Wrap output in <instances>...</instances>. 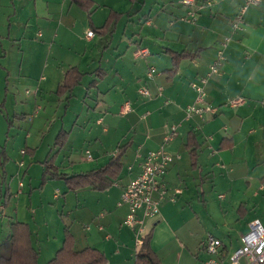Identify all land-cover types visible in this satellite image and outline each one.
<instances>
[{"label":"crops","instance_id":"crops-1","mask_svg":"<svg viewBox=\"0 0 264 264\" xmlns=\"http://www.w3.org/2000/svg\"><path fill=\"white\" fill-rule=\"evenodd\" d=\"M42 1L47 6L55 7L60 0ZM90 1L94 3V7L87 12L70 0H62L58 5L59 19L64 21V24L60 20L57 24L59 30L67 32L71 39L76 40L75 24L69 23L65 16L74 10L73 6L87 14L89 31L92 27H101L109 16L116 14L109 20L107 32L86 37L89 44L93 42L95 36H111L121 15L110 8L103 24L94 26L91 23V16L97 10L98 4L95 0ZM129 1L134 3L136 0ZM198 1L200 3L210 1V6L197 9L193 20L183 19L188 16L190 8L180 2L179 8H173V22H169V37L166 36L167 40L155 44L157 56L153 57L147 46L138 44V48L132 52L135 61L126 67L122 64L126 53L122 56L119 45H116L114 53L110 55L113 64L107 68H103L99 62L91 72H88L80 70L77 64H69L63 71L53 92L65 101L66 107L73 97L75 100L83 95L87 98L90 89H94L105 100L101 101V108L98 109L100 111L94 109L95 115L99 116L89 131L85 132V129L77 124V114L73 115L74 120L69 129L65 130L64 126H61L63 128L54 138L57 151L53 155L49 153L44 160L48 162H43L41 185L49 180H60L67 189L65 193L84 192L83 210L87 214L86 221L91 223V226L83 225L82 231L80 222L76 223L75 219L70 225L63 224L59 227L53 239L46 235L44 245L35 248L34 233L29 224L17 221L27 224L31 231L32 245L38 251V264H47L55 256L62 246L66 228L73 237L75 251L91 247L106 256V264H133L138 246L135 245V248L132 246L130 233L122 227L128 206L118 204L125 186L139 174L145 155L161 147L173 157L163 177L168 193L159 202L158 215L145 222L146 234L151 232L150 248L159 258L160 264H204L208 255L202 248V242L207 235H212L222 242L218 257L224 264H229L228 258L241 246L240 239L247 233L248 223L253 219H259L264 227V99L251 98L243 90L239 75V66H250L264 59V41L245 39L246 33L253 28L264 36V0L247 8L243 24L248 25V28L242 32H232L230 22L245 0H239L238 3L235 0ZM38 37H41L40 33ZM53 38H58V35L54 33ZM75 44L67 45L75 47ZM141 48L147 49L148 55L135 57V51ZM221 49L224 51L225 59L219 66L218 74L212 75L205 85V104L215 111L213 114H206L204 119L188 118L185 110L196 100V92L190 84L208 72L209 66ZM181 52L197 54L192 60L187 57L180 58L174 75L170 76L167 73L172 68L170 53ZM87 65L88 63L85 67ZM69 68H76L82 76L66 95L59 96L56 91ZM151 69L154 70L149 75ZM85 76H88L89 80L81 87ZM77 89L80 91H76ZM141 90H146L149 96H141L139 93ZM237 97H240L242 102L231 106L229 100ZM124 104L128 105L127 111L122 110ZM75 129L78 132H85L83 147H93L95 152L94 156H91L87 151L89 149H85V153L88 152L91 156V159L86 156L85 160L88 163L96 162L97 166L85 172L65 173L54 164V158L65 147ZM83 133L76 135L84 136ZM190 133L195 135V141L199 144L194 167L187 150V138ZM58 139L63 141L61 146L57 144ZM124 145L127 147L119 159L121 168L116 178L104 190H95L91 187L70 190L63 179L43 174L45 166L54 168L56 173L69 176L99 169L108 163L119 146ZM33 152L34 149H27L22 154L28 153L32 156ZM0 154L3 162L8 160L3 149ZM123 167L125 171L122 174ZM196 186L201 189L204 197L217 204L222 217L220 221L217 220L204 232L196 235L198 242L193 245L185 235L187 229L182 225L184 220L177 223L173 218L177 219V214L181 216L180 219L190 218V215L185 216L184 212L187 206L191 209L192 202L189 204L188 192ZM184 187H188V190L184 191ZM174 188L181 189V194L176 200L181 196L186 203L177 211L179 201L165 204ZM92 193L96 195H89ZM54 197H58L57 193ZM10 198L8 193V200L5 202ZM93 200L97 203L96 207L91 206ZM181 209L182 211H179ZM193 215L196 216V213ZM11 222L16 221H9L7 235L0 245L8 240ZM125 228L132 230L126 226ZM132 231L136 238V232ZM225 235L239 237V240L233 243L230 237L225 242L222 239ZM240 264L245 262L241 261Z\"/></svg>","mask_w":264,"mask_h":264},{"label":"rangeland","instance_id":"rangeland-1","mask_svg":"<svg viewBox=\"0 0 264 264\" xmlns=\"http://www.w3.org/2000/svg\"><path fill=\"white\" fill-rule=\"evenodd\" d=\"M95 1L98 7L91 16L94 26L103 24L110 8L121 15L111 36H95L89 44L86 42L90 30L87 14L75 6L65 16L69 23L75 24L76 40L58 29L59 20L64 24L59 19L58 5L62 0L55 7L47 6L42 0H0V153L3 149L8 158L3 162L0 154V243L7 235L9 221L29 224L34 233L35 248L43 246L47 236L53 239L59 227L70 225L75 219L76 223L80 222L82 231L84 227L91 226L83 210L84 192L65 193L67 189L60 180H49L41 185V173L47 155L57 151L54 138L63 128L61 126L69 129L73 115L77 114V124L85 132L89 131L96 124L99 115L95 113L100 111L101 101L105 99L90 89L87 98L83 95L75 100L73 97L66 107L65 101L54 94L55 86L69 64H77L80 70L88 72L99 62L103 68L112 65L110 55L114 53L116 45H119L122 56L126 53L122 60L126 67L135 61L132 52L138 48V44L147 46L151 55L157 56L155 44L167 40L169 22H173V8L181 5V0H136L134 3L129 0ZM39 33L41 37H38ZM54 33L58 38H53ZM72 43H76L75 47L67 45ZM86 63L88 65L85 67ZM88 80V76H85L81 87ZM94 109L97 110L94 112ZM76 133L83 132L75 129L65 147L54 158V164L65 173L85 172L97 166L96 162L88 163L85 160V149H89L87 151L91 156L95 154L93 147H83L85 134L78 136ZM27 149H34L32 156L22 154ZM124 171L123 167L122 174ZM186 190L188 187H184ZM5 191L11 196L8 202L3 199ZM56 193L58 197H54ZM188 198L189 204L192 202L191 209L187 206L184 215L189 214L190 218L180 219L178 214L177 219L173 218L174 215L172 218L177 223L184 220L182 225L187 229L185 235L194 245L198 242L196 235L220 221L222 216L217 204L204 197L199 187L191 189ZM178 201L177 211L182 204L186 205L183 197L165 204ZM92 205L96 207V201H91ZM146 221L140 239L146 234ZM122 227L130 233L135 248L134 232L125 228L123 221ZM230 237L233 243L239 240V237L233 238L232 235H225L222 239L226 242Z\"/></svg>","mask_w":264,"mask_h":264},{"label":"built area","instance_id":"built-area-1","mask_svg":"<svg viewBox=\"0 0 264 264\" xmlns=\"http://www.w3.org/2000/svg\"><path fill=\"white\" fill-rule=\"evenodd\" d=\"M261 0H245L244 4L239 8L238 12L230 22V29L234 31L236 24H243L244 14L248 7L260 4ZM183 6L190 8L188 16L184 20H193L196 10L203 6H210V1L200 3L198 0H181ZM92 31L87 33L88 37H92ZM148 55V50L145 48L135 51V57H145ZM225 59L224 51L221 49L217 52V57L209 66L208 72L201 76L197 81L190 84L191 88L196 92L195 102L186 108V117H197L204 119L206 114H213L214 109L205 104V85L210 77L218 74L219 66ZM151 69L149 75L153 73ZM140 95L148 97L146 90H141ZM242 102L239 97L229 100L231 106H236ZM124 111L128 110V105L124 104ZM24 151H22L23 153ZM87 158L91 156L87 152ZM172 155L163 147L156 151L148 152L143 158L140 166L139 174L134 177L124 188L120 203L126 204L128 212L123 220V224L136 232L135 245H141L140 234L143 232V223L147 219L156 217L159 213V202L164 199L168 193L166 186L163 183V177L167 172L168 165L172 162ZM21 187L22 184L19 183ZM181 194L180 188H174L167 200L174 202L176 197ZM241 246L237 248L228 258L229 264H240L244 261L245 264H264V227L259 219H253L248 223V231L241 236ZM222 242L212 235H207L202 242V248L208 255V259L204 264H224L219 258Z\"/></svg>","mask_w":264,"mask_h":264},{"label":"trees","instance_id":"trees-1","mask_svg":"<svg viewBox=\"0 0 264 264\" xmlns=\"http://www.w3.org/2000/svg\"><path fill=\"white\" fill-rule=\"evenodd\" d=\"M71 3L77 5L81 9L90 12L94 3L90 0H70ZM134 1V0H131ZM109 16L107 22L101 27H92L93 34H102L109 30ZM197 53L189 54L185 52L170 53L172 56V68L167 71L170 76L174 75V71L177 68V63L180 58L187 57L194 59ZM82 74L76 68H69L56 91L59 96L66 95L68 91L72 89L74 85L78 83ZM169 76V77H170ZM59 146L63 144V141L58 139ZM127 145L119 146L114 153L113 157L108 163L96 170L89 171L87 173H80L75 175H66L62 173H56L54 168L49 166L44 167V175H50L51 178L63 179L70 190H77L83 187H91L95 190H104L112 181L116 178L121 164L119 159L124 153ZM199 144L195 141V135L190 133L187 138V150L189 152L192 166L196 165L197 150ZM48 161L44 162L47 163ZM52 170V171H51ZM4 202L8 200V192L4 194ZM31 231L27 224L22 222H11L9 225V237L8 240L0 245V264H38V251L33 247L31 241ZM151 232L141 237V245L137 247L134 263L133 264H160L159 258L151 250L149 241ZM106 256L95 248H85L81 251H75L73 248V237L66 228L64 230V238L61 248L56 252L55 256L48 261L47 264H106Z\"/></svg>","mask_w":264,"mask_h":264},{"label":"clouds","instance_id":"clouds-1","mask_svg":"<svg viewBox=\"0 0 264 264\" xmlns=\"http://www.w3.org/2000/svg\"><path fill=\"white\" fill-rule=\"evenodd\" d=\"M236 3L239 0H235ZM248 25L236 24L234 31L242 32ZM245 39L264 41V36L260 35L256 29H251L246 33ZM239 75L243 90L253 99H264V59L253 63L250 66H239Z\"/></svg>","mask_w":264,"mask_h":264}]
</instances>
